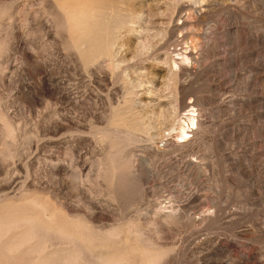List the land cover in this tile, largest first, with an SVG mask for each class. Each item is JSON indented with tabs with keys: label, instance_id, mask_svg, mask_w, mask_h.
<instances>
[{
	"label": "rangeland",
	"instance_id": "1",
	"mask_svg": "<svg viewBox=\"0 0 264 264\" xmlns=\"http://www.w3.org/2000/svg\"><path fill=\"white\" fill-rule=\"evenodd\" d=\"M0 264H264V0H0Z\"/></svg>",
	"mask_w": 264,
	"mask_h": 264
},
{
	"label": "bare ground",
	"instance_id": "2",
	"mask_svg": "<svg viewBox=\"0 0 264 264\" xmlns=\"http://www.w3.org/2000/svg\"><path fill=\"white\" fill-rule=\"evenodd\" d=\"M191 117V116H190ZM192 121H193V123H194V120H193V118H190V122L192 123ZM184 123V122H183ZM185 123H186V121H185ZM189 125V123L187 124V127H189L188 126ZM191 126V125H190ZM180 130L181 131H183V133L185 132L184 130H183V127H180ZM183 135V134H182ZM184 137V136H183Z\"/></svg>",
	"mask_w": 264,
	"mask_h": 264
}]
</instances>
